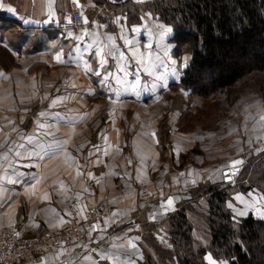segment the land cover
I'll return each mask as SVG.
<instances>
[{"label": "crops", "instance_id": "1", "mask_svg": "<svg viewBox=\"0 0 264 264\" xmlns=\"http://www.w3.org/2000/svg\"><path fill=\"white\" fill-rule=\"evenodd\" d=\"M106 2V0H78V2L77 0H0V47L4 50H0V95L8 94L10 90L14 91L17 86L23 87L19 92H27L29 88L26 89L24 87L27 83L25 80L28 78L35 79L46 68L53 70L64 66L70 67L68 69L72 70V65H75L76 69L78 68L88 80L90 79L88 70L91 65L95 71L91 75L94 81L92 85L93 91L104 94L107 92L111 96L114 95V92L122 91V89L123 91L134 92L127 86L131 84V80H125L121 72V69L123 71L126 70L125 65H122L124 60L120 56V48L123 46L122 40H119L121 33L126 31L123 37L128 39L131 44L138 35L141 41L145 38L147 41L154 40V43L158 41V45L168 44L173 52L174 43L169 39L171 31H166V29L170 28L165 26V24L163 25V22L155 21L160 26L163 25L166 33L162 31L157 36H154L150 32H145L144 27L148 25L147 20H151V18L155 20L149 14L147 15L151 16V18L145 15V17H142L141 24L128 25L125 19L124 22L121 21V18H123L121 12L117 13V16L112 15L114 12H108V10H103L102 13H99V7ZM110 7L112 8L113 6ZM70 10L82 12L85 20H87L86 26L80 29L59 27L56 23L57 19L61 18L62 13ZM118 19L120 21L118 23L120 24L119 26L115 23ZM123 24H125L126 28L123 27ZM109 37H112V40H109ZM119 44L121 46L116 48ZM101 46H104L105 56L103 62L98 64L92 57ZM57 54L61 55L59 61L55 58ZM151 58L153 60V57ZM159 58L160 56L157 57V59ZM10 61L16 62V66L12 67L11 70ZM183 64L184 60L181 68ZM160 66L165 69L163 64L158 65L156 68ZM143 67L146 68L147 66L144 65ZM173 76H176V78L172 79L170 83L178 81L181 76V69L178 68L176 75L171 77ZM125 81L127 83H124ZM118 83H121V85ZM110 85L112 86L109 87ZM168 89L169 87L165 88L163 85L154 84L144 89L146 94L142 97L145 99L149 97V103L158 106L160 99L164 96L163 93ZM159 119L160 116H157L155 135H152L151 147L148 149V154L150 151L152 158L160 159L155 164L138 163L136 159L132 160L130 155L126 154H123V156L126 155L127 160H124L121 164L119 161L107 163L106 159L110 154L114 156V151L111 149L115 146L119 149L121 145L120 142L116 144V141H114L115 135L116 140L119 141V134L114 133L109 134V139L98 142L97 145L89 144L83 148H86V151L82 152L81 157L85 158V163H87V166L83 168L85 172H82L84 173V178L78 174L81 168L73 165V178L65 187H54V184H52L54 180L60 179L64 174H67V172L63 171L66 168L65 166L53 171L54 178L43 172L40 173L38 167V171H36L34 168L35 164L32 161L28 162V165L24 168L18 166V162H15L10 167H0L2 169L0 174L4 177L1 182L2 187L8 185L10 188L9 184L12 183L20 189L29 188L34 191H40L37 196V200L41 199L40 201L36 202L33 196L29 197L30 205L36 203L38 205L44 204L40 209L31 213L26 212V215L19 217L17 214L20 206L23 205V210L26 209L23 201L19 200L9 209L10 215L5 218L11 223L10 225L18 230L22 229L21 235L38 234L45 229L61 228L75 221L83 220L89 207L97 203H107L105 201L107 200L106 198L111 197H106L108 192L113 195L116 194L117 187L121 183L113 182V175L117 177L118 172L127 170L128 166L133 165L134 169H137L139 165H146L152 171L166 174L161 179L165 181L164 186L154 188L153 184L145 186L134 184V188L138 192V198L137 194H135L130 200L124 198L120 203H116L118 208L114 214L105 218L101 224L99 223L100 225L89 229L87 233L88 245L76 240L32 264H113L114 259L118 264H138V261L143 259L142 248L139 244L142 240L139 230L143 224H164L163 221L183 203H191L193 206L188 215L194 223L195 237L200 238L196 221L197 218H200L198 213H201V209L204 204H207V200L203 196L199 199L192 198L189 190L194 186L198 187L201 181L198 180L194 184L186 185L181 179H177V173L182 172L188 165L199 168L197 164H202L201 168L204 167L205 162L209 163L212 158L216 160L215 158L219 151L216 152L214 149L218 150L221 148L223 150L224 144L213 131H205L201 128L188 132L178 131L177 114V116L167 120L169 126L168 135L162 148L167 151L166 155L174 152V158H170L171 161L161 159L160 154H162V151L159 149L160 144H158L157 136ZM11 122L12 119L5 118L2 121V125L10 130L9 125ZM16 123L18 124V122ZM34 123L35 119L32 120V117H27L22 118L20 124L28 128ZM36 125L38 126V124ZM231 125L229 120H224L223 126L227 131L230 130ZM32 129L34 130L30 131L31 134L27 138L26 135L29 131L22 134L23 136L20 137V140L18 138L17 148L21 151L17 153L18 157L33 158L37 156V153L38 157H42L45 154L48 158L53 159L69 156L66 152L67 145H65V140L45 136L39 129L35 130L33 127ZM152 136L150 135L149 138H152ZM223 139L226 140V138ZM21 140H24V142ZM40 140H43L45 144L38 148L36 144ZM196 146L201 151L204 150V153H195L194 148ZM124 148H126V145ZM181 153L189 154L186 163H184V159L181 160V163L184 164L183 167L179 160ZM10 154L8 150L3 157H8ZM200 159L206 160L201 161ZM75 173L77 174L75 175ZM20 175L23 177L19 180ZM126 189L130 192L132 191L128 186ZM169 198L173 201L171 206L167 204ZM25 201L28 200L26 199ZM198 203L201 204L198 205ZM254 215L256 214L254 213ZM256 216L259 217L258 215ZM199 224L204 225L201 221ZM0 226L8 227L4 225L3 221L0 222ZM162 227L164 225L161 226L160 231L163 230ZM115 229L118 230L116 231ZM205 231L207 230L205 229ZM18 233L20 234V232ZM111 234L115 235L110 236ZM110 239L112 240L110 241ZM207 241L209 242L206 238V245L208 244ZM90 242L96 246L95 250L97 253L95 255L88 251L89 246L92 245ZM136 246L139 247V250ZM201 247L206 248L205 245ZM207 254H210V252L206 251L204 253L205 259ZM99 257L100 259H97ZM206 261L209 264L207 259ZM174 262L176 263L174 260L167 261L165 264H175ZM221 264L230 263L229 261H222Z\"/></svg>", "mask_w": 264, "mask_h": 264}, {"label": "rangeland", "instance_id": "2", "mask_svg": "<svg viewBox=\"0 0 264 264\" xmlns=\"http://www.w3.org/2000/svg\"><path fill=\"white\" fill-rule=\"evenodd\" d=\"M106 1L105 4L99 7V13H102L103 10H108V12H114L112 15L117 16V13L120 12L124 14V12L121 11L122 6L112 5L108 3V0ZM134 1L142 5V7H144V4L147 2V0ZM110 6L113 7L111 8ZM63 14L64 13L61 14V17ZM147 14H150L155 20ZM145 15L151 18V20H147L148 25L144 27L145 32H150L154 36H157L162 31L166 33L162 27L164 23H162V26L156 23H161L162 21L154 17L149 11L143 12L141 16L145 17ZM82 16L84 18L83 13ZM122 17L121 21L124 22L125 19L127 23L125 16L122 15ZM141 20H143V18ZM115 23H120L119 19ZM141 23L142 21L138 24ZM119 25L120 24H118V26ZM123 27L126 28L125 24H123ZM125 32L126 31H123L121 33L119 39L122 40L123 44L120 48V56L122 60H124L122 65L124 64L126 67V70L123 71L121 69V72L125 80H131L130 83L135 82L137 79L140 81L136 92L123 91L122 89V91L118 90L116 93L114 92V95L111 96L107 92L104 94L102 92L98 93V91H93L92 85L94 81L91 75L94 74L95 71L92 69L91 65L88 70L90 75L89 80L83 76V73H81L78 68L76 69L75 65H72V70L68 69L70 67L64 66L57 67L53 70L46 68V70L40 72L35 79L28 78L25 80L27 83L24 87L26 89L29 88L27 92H19L23 87L17 86L14 91L10 90L8 94L0 95V167H10L15 162H18V166L24 168L28 165V162L32 161L33 164H35L34 168L36 171H38V167L40 173L43 172L44 174L50 175L51 178H54L53 171L61 166H65L66 168H64L63 171L67 172V174H64L60 179H56L52 182L54 187H65L73 178V165H75V167L77 165L81 168L78 174L80 176L82 175L84 178V173L82 172H85L83 168L87 166V163H85V158L81 157L83 154L82 152L86 151V148H83L89 144L97 145L98 142L109 139V134L114 133L119 134V141L116 140V135L114 141H116V144L120 142L121 145L119 149H117L116 146L111 149L114 151V156L110 154L106 159L107 163L119 161L121 164L124 160H127L126 155H130V158H132V160L136 159L138 163L147 162L155 164L160 159L152 158L150 151L148 154V149L151 147L150 145L153 139L152 134L156 130L155 123L157 116H160L157 125V127H159L157 136L158 144H160L159 149L162 151V154H160L161 159H168L171 161L170 158H174L173 151H171L173 152L171 153L172 155H166L167 151L162 149L168 135L169 126L167 120L178 114V125L179 115L183 109L190 108L195 110L197 107L201 108L203 106V101L199 99H194V101H192L188 98L184 90L179 87L168 85L172 79L174 80L176 78V76H171L176 75L178 68L182 69L184 67L185 61L181 68L184 57L189 56L184 54L182 57L183 59L179 60L181 57L173 55L168 44L158 45V41L154 43V40L147 41L145 38L141 41L138 35L136 40L132 44H129L127 43L128 39H124L123 37L125 36ZM120 46L121 44L116 46V48ZM149 53H151V57H153V60L151 58V62H149L148 59ZM158 56H160L159 59H157ZM142 57L144 62H140ZM92 58L98 64L102 62L101 57L97 53H95ZM173 61H175V64L172 63ZM160 64H163L165 69L161 66L156 68ZM144 65L147 67L144 68ZM10 66L11 70L12 67L16 66V62L10 61ZM115 83L113 82V84ZM118 84L121 85V83ZM154 84L163 85L165 88L169 87V89L163 93L164 96L160 99V104L158 106H155L156 104L151 105L148 100L149 97L146 99L142 97L146 94L144 89ZM73 85H75V87H73ZM129 85L130 84L127 86ZM111 86L112 85L109 87ZM20 96L22 97L19 99ZM261 115H264V90L261 83L257 82L242 87L239 96L233 102L229 111L220 116L216 124L211 128L205 127L203 122L200 120L197 121V119H194L192 125L186 129L185 127L183 129L178 128L180 132H188L196 128H201L205 131H213L218 138L222 140L221 142L224 144V149H214L216 152L219 151L217 152L216 160L212 158L209 163L205 162L204 167L200 168L202 164H197L199 168L188 165L182 172L177 173V179H181L186 185L194 184L192 183L193 180L195 182L198 180L201 181L198 187L194 186L190 188V193L196 191L200 187L225 181L229 184L227 190L230 193L227 203L231 205L230 208L237 216H246L249 213H255L264 219V193L257 186L251 185L253 182H250L248 178H245V176H241L240 178L238 175L245 161L250 156L256 155L264 149V121L260 120ZM27 117H32V120L35 119V123L29 126V129L20 124L21 119ZM5 118L12 119L9 125L10 130L2 125V121L5 120ZM224 120H229L232 124L229 131L223 126ZM16 122H18V124ZM36 124H38V126ZM32 127L35 128V130L39 129L45 136L57 139L62 138L65 140V145H67L66 152L69 156L66 155L53 159L43 154L42 157H38L37 151V156L33 158L18 157L17 153L21 152L17 148L18 138L20 140V137L23 136L22 134L29 131L26 135L27 138L32 130H34ZM150 135L152 138H149ZM223 138H226V140ZM21 141L24 142V140ZM44 144L45 142L40 140L39 143L36 144V147L40 148V146ZM125 145L126 148H124ZM194 149L195 153H204V150L201 151L198 146ZM8 150L11 154L8 155V157H3L7 154ZM123 154H126L124 155L125 157ZM188 156L189 154H180L179 160L182 167L184 164L181 163V160L184 159V163H186ZM200 160L203 161L206 159ZM234 160H240L242 163L232 166V161ZM127 168L128 169L125 171L118 172L117 177L113 175V182L121 183L117 187L116 194L113 195L108 192L106 197H111H105L107 199L105 200L107 204L112 205L114 208L112 214H114L118 208L116 203H120L124 198L130 200L135 194H137L138 198V192L135 190L134 184L140 186L153 184L154 188L164 186L165 181L161 180L166 175L164 173L152 171L151 168L146 165H139L137 169H134L133 165ZM224 168L231 171L239 168V171L236 174L231 173L230 176L232 180L227 181L226 178L224 179ZM1 171L2 169L0 168V172ZM76 174L77 173H75V175ZM22 177L23 176L20 175L19 180ZM2 179H4V177L0 174V222L3 221L4 225L8 226L6 228H12L22 234V229L18 230L16 227L10 225L11 223L5 218H7V215H10L9 209L19 200H22L26 206L25 210H23V205L20 206V210L17 214L19 217L26 215V212L31 213L32 211L40 209L44 204H29L31 203V201H29L30 196H33L36 202L41 200H37L40 191H34L29 188L20 189L12 183L9 184L10 188L8 185L2 187ZM127 186L131 188L133 192L128 191L126 189ZM113 196L114 198H112ZM26 199L28 201H25ZM200 204L201 203H198V205ZM207 209V204H204L201 212H205ZM241 213H243V215H241ZM198 215L200 218H197L196 223L199 227L198 231L200 238H196L198 243L196 250H199L200 246H207L206 238L207 240L210 239L209 231L206 228L207 225L204 223L202 215L199 213ZM200 221L203 222L204 225L199 224ZM147 224L149 225L151 223ZM147 224H143L142 228L139 230L140 233H143V227ZM92 227H96V225L90 226L87 233ZM0 228L4 227L0 226ZM205 229L207 231H205ZM115 230L117 231L118 229ZM159 233L163 239L158 238V240L163 244L161 246L164 247V245L169 243L164 241L166 231L159 230ZM115 234H111L110 236ZM87 235L83 240L85 245H88ZM165 238L168 239L167 237ZM111 240L112 239H110V241ZM153 245L157 246V243L154 241ZM95 248L96 246L92 244L89 246L88 251L95 255L97 253ZM148 248L149 251H152L150 252L154 258L157 259L160 248H151V246ZM144 253L145 251L142 252L143 259L145 257ZM97 259H100V257ZM143 259L139 260L138 264ZM222 261L228 260H219V262Z\"/></svg>", "mask_w": 264, "mask_h": 264}, {"label": "trees", "instance_id": "3", "mask_svg": "<svg viewBox=\"0 0 264 264\" xmlns=\"http://www.w3.org/2000/svg\"><path fill=\"white\" fill-rule=\"evenodd\" d=\"M109 3L122 6L128 25L138 24L142 13L149 11L171 29L173 55L180 56L179 60L184 54L189 56L178 81L170 86L184 90L192 101H203V106L183 109L178 128L190 127L194 119L211 128L229 111L242 87L260 82L264 90V0H148L144 7L134 0ZM238 175L264 193V149L250 156ZM228 185L217 182L191 193L192 198L207 200L208 209L200 213L210 234L205 249L196 250L194 223L188 215L193 206L183 203L163 221L167 245L162 247L158 240L163 239L160 224H147L139 233L145 251L139 264L173 260L177 264H208L206 251L230 264H264V219L253 213L237 216L227 203ZM154 241L160 248L157 259L148 250L150 246L158 248Z\"/></svg>", "mask_w": 264, "mask_h": 264}, {"label": "built area", "instance_id": "4", "mask_svg": "<svg viewBox=\"0 0 264 264\" xmlns=\"http://www.w3.org/2000/svg\"><path fill=\"white\" fill-rule=\"evenodd\" d=\"M111 1L121 0H108ZM56 23L61 28L79 29L86 26L79 10L64 12ZM113 211L112 205L97 203L87 209L83 220L34 235H21L12 229H0V264H32L76 240L83 243L88 228L105 220Z\"/></svg>", "mask_w": 264, "mask_h": 264}, {"label": "snow or ice", "instance_id": "5", "mask_svg": "<svg viewBox=\"0 0 264 264\" xmlns=\"http://www.w3.org/2000/svg\"><path fill=\"white\" fill-rule=\"evenodd\" d=\"M77 2H78V0H77ZM149 15H150V14H149ZM162 27H163V26H162ZM166 31H171V29H166ZM109 40H112V37H109ZM127 43L130 44L131 42L128 41ZM97 54L101 57L102 62H103V58H104V56H105L104 46H101L100 48H98V50H97ZM55 58H56L57 61H59V60L61 59V55H60V54H57ZM148 59H149V62H151V53L148 54ZM188 60H189V57H187V56L184 57L185 66H187V61H188ZM140 62H144L143 57L141 58V61H140ZM172 63L175 64V61H173ZM124 83H127V82L125 81ZM139 84H140V81L137 79L135 82L131 83L129 86H130L131 90L135 92V91L138 89ZM73 87H75V85H73ZM42 115H43V113H42ZM260 120H261V121H264V115H261V116H260ZM152 135L154 136L155 133H153ZM240 163H242V161H240V160H234V161H232V166H235V165L240 164ZM224 175H225V177H227V173H225ZM192 183H195V181L193 180ZM167 204H168L169 206H171V205L173 204V201H172L171 198H169V199L167 200ZM229 206L231 207V205H229ZM241 215H243V213H241ZM17 235H18V233H17ZM133 247H134V245H133ZM206 259L209 261V264H221V262H217V261H215V260L213 259V257H212L211 254H207V255H206ZM113 264H118V262L115 261V259H114Z\"/></svg>", "mask_w": 264, "mask_h": 264}, {"label": "water", "instance_id": "6", "mask_svg": "<svg viewBox=\"0 0 264 264\" xmlns=\"http://www.w3.org/2000/svg\"><path fill=\"white\" fill-rule=\"evenodd\" d=\"M238 171H239V168H236L234 171H231V170H229V169H225V170H224V173H227L226 180H227V181H231L232 178H231L230 174H231V173H232V174H236V173H238Z\"/></svg>", "mask_w": 264, "mask_h": 264}]
</instances>
